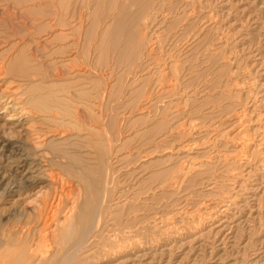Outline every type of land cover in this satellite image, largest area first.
I'll use <instances>...</instances> for the list:
<instances>
[{
    "label": "rangeland",
    "instance_id": "1",
    "mask_svg": "<svg viewBox=\"0 0 264 264\" xmlns=\"http://www.w3.org/2000/svg\"><path fill=\"white\" fill-rule=\"evenodd\" d=\"M98 1L0 0L6 258L110 199L97 264H264V0Z\"/></svg>",
    "mask_w": 264,
    "mask_h": 264
},
{
    "label": "bare ground",
    "instance_id": "2",
    "mask_svg": "<svg viewBox=\"0 0 264 264\" xmlns=\"http://www.w3.org/2000/svg\"><path fill=\"white\" fill-rule=\"evenodd\" d=\"M98 1V0H97ZM105 1V0H104ZM98 4H99V1H98ZM175 4V6H176V3H174ZM173 4V5H174ZM97 7L99 8V6L97 5ZM120 7V6H119ZM118 8V7H117ZM175 8V7H174ZM23 9H24V7H23ZM118 11V10H117ZM98 12H99V10H98ZM113 18V17H112ZM115 19V18H114ZM101 24V23H100ZM54 27V26H53ZM58 30V29H57ZM48 34V33H47ZM97 38V37H96ZM36 40V39H35ZM47 41V40H46ZM146 47V46H145ZM149 47V46H148ZM146 54H147V52H146ZM31 55V54H30ZM139 64V63H138ZM218 73V72H217ZM195 78V77H194ZM136 81V80H135ZM129 83V82H128ZM90 106H92V105H90ZM92 110H94L93 108H92ZM111 116V115H110ZM101 118V117H100ZM100 121H101V119H99ZM103 121V120H102ZM122 126V125H121ZM98 129V128H97ZM107 131V130H106ZM122 135V134H121ZM115 136V135H114ZM105 137V136H104ZM100 141V140H99ZM103 141V140H102ZM104 141H106V139L104 140ZM99 143H101V141L99 142ZM106 147V146H105ZM110 147V146H109ZM104 148V147H103ZM106 149V148H105ZM117 150V149H116ZM73 151V150H72ZM105 152H107V153H109L107 150H105ZM64 154H65V152H64ZM72 154V153H71ZM70 155V154H69ZM111 155V154H110ZM110 155H108V157H106L107 159H106V161L109 159V157H110ZM67 157H68V155H66ZM76 156V155H75ZM66 157V158H67ZM71 157V156H70ZM104 157V158H105ZM73 158V157H72ZM76 158V157H75ZM80 158V157H79ZM68 159H69V157H68ZM110 159H112L113 160V158H110ZM76 160V159H75ZM78 161V160H77ZM81 161V160H80ZM150 161V160H149ZM111 162V161H110ZM109 162V163H110ZM106 163V162H105ZM104 163V164H105ZM109 163H107L106 165L107 166H109V165H111V164H109ZM78 164V163H77ZM79 164H80V162H79ZM99 164V163H98ZM115 164H117V163H115ZM74 165H75V162H74ZM114 165V164H113ZM72 166V165H71ZM79 166V165H78ZM81 166V168L83 167L84 168V165L82 166V165H80ZM23 167V166H22ZM74 167V166H73ZM86 167V166H85ZM94 167V166H93ZM97 167V166H96ZM111 167H112V165L110 166V170H106L107 172V174L105 175V177L107 176V178H108V180L110 181L111 180V187H112V185H117V183H116V179L118 178V177H116L115 176V171L112 169L111 170ZM67 168H69L68 167V165H67ZM72 168V167H71ZM81 168H79V169H81ZM87 168V170H88V166L86 167ZM106 168V167H105ZM70 169V168H69ZM73 169V168H72ZM77 169V168H76ZM79 169H77V170H79ZM120 169H121V167H120ZM119 168H118V170H120ZM86 170V169H85ZM85 170H80V172L78 171V173H80L81 175H83V179H82V181L83 180H85L84 179V177L85 178H87L86 176L87 175H89V174H93V173H89V171H90V169H89V171H86L85 172ZM95 170H97V169H95ZM99 170V169H98ZM81 171H82V173H81ZM121 171H123V170H121ZM120 171V172H121ZM93 172V171H92ZM97 172V171H96ZM99 172V171H98ZM97 172V173H98ZM103 172V171H102ZM74 175V174H73ZM75 175H76V173H75ZM81 175H79V177H81L82 178V176ZM85 175V176H84ZM98 176H99V174H97ZM96 175V176H97ZM118 175H119V173H118ZM120 176V175H119ZM127 176V175H126ZM129 176V175H128ZM75 177H77V176H75ZM101 177V176H100ZM105 179V178H104ZM88 181L89 180H91V177L89 178V179H87ZM101 180V179H100ZM86 181V180H85ZM88 181H86V182H88ZM107 181V180H106ZM85 182V184L87 185V183ZM90 182V181H89ZM103 182H105V180H103ZM82 183V182H81ZM90 183H92V180H91V182ZM95 184V183H94ZM106 184V183H105ZM104 185V184H103ZM107 185V184H106ZM105 185V186H106ZM108 185H109V182H108ZM114 185V186H115ZM82 186H84V185H82ZM92 186V185H91ZM105 186H103V187H105ZM87 187V186H86ZM98 187V186H97ZM103 187H102V190H104L103 189ZM110 187V188H111ZM95 188V187H94ZM100 188V187H99ZM109 188V189H110ZM83 189H85V188H83ZM88 189V188H87ZM98 189V188H97ZM108 189V190H109ZM99 193H101L100 191H98V194L97 195H99ZM107 193H108V191H107ZM112 193V192H111ZM89 194V193H88ZM115 193H113L112 195H111V200H112V198L113 197H115L116 196V194L114 195ZM118 194H120V193H118ZM168 194V193H167ZM103 195H104V193H103ZM108 195V194H107ZM55 197H56V195H54ZM53 196V197H54ZM113 196V197H112ZM59 197V196H58ZM93 197H94V195H93ZM107 197V196H106ZM153 197V196H152ZM154 197H157V196H154ZM108 198V197H107ZM58 199V198H57ZM104 199H106V198H104ZM155 199V198H154ZM59 200V199H58ZM103 199H101V203L99 204V208L97 207L95 210H94V207H92V203L93 202H90V201H88L87 203H85L84 204V207L82 208V210H81V212H80V214H79V216H78V222L74 225V226H70V229H73V231L72 232H67V233H63L62 234V239H61V243H63V248H61V249H63L62 250V255H61V257H60V255L56 258V259H54V260H52V258L50 257V258H46L47 257V255H44V257L42 256H40V257H38L37 259H43L44 260V263L43 264H97V262H99V260L101 259V257H109V253L107 252V250L106 249H104V248H102L101 246H100V241L101 240H103L105 237H104V231L106 230V229H108V227L105 229V226L103 227L104 229L103 230H101V227H99V225H101L102 224V222L99 224V222L96 220V222H97V224L95 223V225H96V227L94 228L95 230H93L92 228V226L94 225L93 224V222H92V220L93 219H96V218H98L97 217V215L99 214V212H101L102 213V211H105V208L109 205V203L111 202L110 201V199H109V201H107L106 202V200L105 201H102ZM52 201H53V199H52ZM55 201H56V198H55ZM55 201H53V202H55ZM93 201H95L94 200V198H93ZM95 203H96V201H95ZM94 203V204H95ZM121 203V202H120ZM49 204V203H48ZM52 204V203H51ZM51 204H49L50 205V207H51ZM114 204V203H113ZM116 204V203H115ZM75 205V204H74ZM73 205V206H74ZM118 205V204H117ZM136 205V204H135ZM43 206V205H42ZM42 206L40 207V211L42 212ZM52 206H53V204H52ZM94 206V205H93ZM138 206V205H137ZM137 206H135V207H137ZM114 207V206H113ZM132 207H134V206H132ZM131 207V209H133ZM134 207V208H135ZM53 208V207H52ZM139 208V207H138ZM45 209V208H44ZM49 210V209H48ZM71 210H73V209H71ZM77 210V209H76ZM50 211V210H49ZM74 211H75V209H74ZM116 213H118V212H116ZM42 214V213H41ZM50 214V213H49ZM74 214V213H73ZM112 214H115V213H112ZM111 214V215H112ZM48 215V214H47ZM47 215H46V218H47ZM51 215H52V213H51ZM104 215V214H103ZM49 216V215H48ZM43 217V215H41L40 216V218H42ZM50 217V216H49ZM69 217H70V215H69ZM68 217V218H69ZM100 217H101V215H100ZM109 218L111 217V216H108ZM51 218V217H50ZM37 219V218H36ZM102 218H100V220H101ZM136 219V218H135ZM138 220H139V218H137ZM47 220V219H46ZM50 220V219H49ZM61 220V219H60ZM65 220V219H64ZM70 220V219H69ZM99 220V221H100ZM137 220V221H138ZM66 221V220H65ZM120 221V220H119ZM135 221V220H134ZM36 222V221H35ZM50 222V221H49ZM95 222V221H94ZM130 222V223H129ZM128 223L129 224H131V221H129ZM136 222V221H135ZM134 222V223H135ZM15 223H17L18 224V222H15ZM20 223V222H19ZM24 223V222H23ZM91 223H92V226H91ZM127 223V222H126ZM134 223H133V225H134ZM21 224L22 223H20L19 225L21 226ZM44 224L46 225L47 224V222L45 223L44 222ZM44 224H43V227H44ZM55 224H57V223H55ZM55 224H53V225H55ZM60 224H62L63 226H64V224L62 223V222H60ZM12 225H14L13 223H12ZM18 225V226H19ZM38 225V224H37ZM126 225V224H125ZM3 226V225H2ZM1 225H0V264H12L13 262L12 261H14L15 259H13V260H8L7 258H6V253H7V251H8V248H9V246L11 245V244H13V243H16V242H11L10 241V239H6L5 238V236L6 235H8V234H13L12 232L11 233H9L7 230H4V228L2 227ZM17 226V225H16ZM47 226V225H46ZM52 226V225H51ZM61 226V225H60ZM59 226V227H60ZM62 226V227H63ZM92 228H91V227ZM102 226V225H101ZM129 225H127V227H128ZM8 227H10L11 228V225H9ZM49 227V226H48ZM56 227V226H55ZM61 227V228H62ZM122 227V226H121ZM124 227V226H123ZM10 228H7V229H10ZM14 228V227H13ZM19 228H21V227H19ZM27 228H28V226H27ZM52 228H53V226H52ZM91 228V229H90ZM119 228V227H118ZM16 229V228H15ZM42 229V228H41ZM55 229V228H54ZM89 229H90V231L91 230H93L91 233H89L88 234V231H89ZM12 229H10V231H11ZM14 230V229H13ZM19 230V229H18ZM45 230H47V229H45ZM45 230H43V231H45ZM51 230V229H50ZM61 230V229H60ZM26 231V230H25ZM28 231H29V229H28ZM40 231H42V230H40ZM47 232H49V231H47ZM53 232V231H52ZM108 232H109V229H108ZM29 233V232H28ZM40 233V232H39ZM60 233V232H59ZM58 233V234H59ZM42 234H44V232L42 233ZM50 234V233H49ZM52 234V233H51ZM50 234V235H51ZM34 235V234H33ZM105 235H107V234H105ZM22 236V235H21ZM26 237V236H25ZM24 237V238H25ZM28 237V236H27ZM47 237V236H46ZM19 238V237H18ZM51 238V237H50ZM27 239V238H26ZM42 239H43V237H42ZM31 241V240H30ZM44 241V240H43ZM52 242V241H51ZM27 243V242H26ZM124 244V243H123ZM123 244H120V246L121 245H123ZM135 244V246H136V243H134ZM138 245V244H137ZM19 246V245H18ZM17 246V247H18ZM26 246H28V244L26 245ZM35 246H36V244H35ZM25 247V246H24ZM105 247H107L106 245H105ZM51 248V247H50ZM115 248H117V247H115ZM16 249H18V248H16ZM22 249H23V247H22ZM25 249H26V247H25ZM120 249V248H119ZM126 248L124 247V250H125ZM131 249H133V247L131 248ZM130 249V250H131ZM19 250V249H18ZM20 250H21V248H20ZM24 250V249H23ZM31 250H33V248L31 249ZM55 250V249H54ZM117 250V249H116ZM121 250V249H120ZM119 250V251H120ZM123 250V249H122ZM123 250V251H124ZM14 251V250H13ZM17 251V250H16ZM50 251H52V250H50ZM109 251V250H108ZM111 251V250H110ZM47 252V251H46ZM114 252V251H113ZM115 252H117L118 253V251H115ZM139 252H140V250H139ZM142 252V251H141ZM47 253H49V252H47ZM120 253V252H119ZM121 253H123V252H121ZM46 254V253H45ZM111 254H112V251H111ZM49 255V254H48ZM18 256H20V254H18ZM17 256V257H18ZM111 256H113V255H111ZM110 256V257H111ZM116 256V255H115ZM115 256H113V257H115ZM146 256V255H145ZM15 257V256H14ZM32 258H36L35 257V255H33V254H29L28 252L27 253H22L21 254V256L18 258V260L16 261V262H18V264H19V262H20V264L21 263H23V264H33V261H32ZM138 258V257H137ZM140 258V257H139ZM121 259V258H120ZM119 259V260H120ZM141 259V258H140ZM43 260H41V261H43ZM107 261V260H106ZM108 262H110V260L108 261ZM117 263V262H116ZM34 264H35V262H34ZM105 264H109V263H105ZM111 264V263H110ZM141 264H142V262H141Z\"/></svg>",
    "mask_w": 264,
    "mask_h": 264
}]
</instances>
